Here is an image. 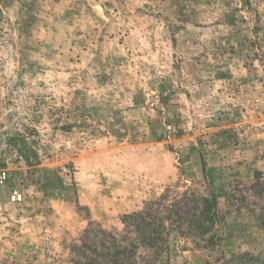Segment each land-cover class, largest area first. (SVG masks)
<instances>
[{
  "label": "rangeland",
  "instance_id": "1",
  "mask_svg": "<svg viewBox=\"0 0 264 264\" xmlns=\"http://www.w3.org/2000/svg\"><path fill=\"white\" fill-rule=\"evenodd\" d=\"M1 171L0 264L264 255V0H0Z\"/></svg>",
  "mask_w": 264,
  "mask_h": 264
},
{
  "label": "trees",
  "instance_id": "2",
  "mask_svg": "<svg viewBox=\"0 0 264 264\" xmlns=\"http://www.w3.org/2000/svg\"><path fill=\"white\" fill-rule=\"evenodd\" d=\"M264 177V172H256L253 176L254 180L256 182H259L260 180H262V178ZM193 201L195 200L194 197ZM201 203L202 206V210L199 211L198 216L199 218L196 219V225L195 228L196 230L199 232L200 235H203L205 233H207L208 231L210 232V230L213 228V225L215 224V219L217 217V213L216 211H212V213H210L208 211V209H210V207H216L217 203L216 200H214V198H206V197H201L198 198L197 203ZM196 210H198V207H196ZM138 214H134V218L137 217ZM261 220V218H258ZM160 225V228H157L156 230L154 228L151 227L150 223H145L144 222V226H137L136 229L139 232V234L142 236V241H141V246L146 248V249H150L153 250L155 247H157V244L159 241H164V238L162 236V225ZM261 225H264V222H261ZM212 237H210L211 240ZM209 240V242H210ZM115 245H116V249H117V254H123L126 255V252H130V249L122 246V245H118L117 241L114 240ZM132 251V250H131ZM130 257H126V259H118V261L116 262V264H131L128 263ZM264 264V255L260 254L257 256H253V255H249V254H245L240 256L238 264Z\"/></svg>",
  "mask_w": 264,
  "mask_h": 264
},
{
  "label": "built area",
  "instance_id": "3",
  "mask_svg": "<svg viewBox=\"0 0 264 264\" xmlns=\"http://www.w3.org/2000/svg\"><path fill=\"white\" fill-rule=\"evenodd\" d=\"M6 173L5 171L0 172V183L6 180ZM9 201L12 203H18L21 201V194L17 190H13L9 195Z\"/></svg>",
  "mask_w": 264,
  "mask_h": 264
}]
</instances>
